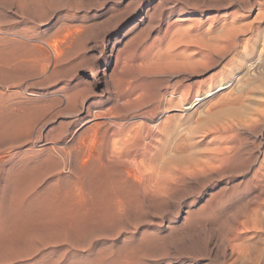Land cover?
<instances>
[{"label":"rangeland","instance_id":"obj_1","mask_svg":"<svg viewBox=\"0 0 264 264\" xmlns=\"http://www.w3.org/2000/svg\"><path fill=\"white\" fill-rule=\"evenodd\" d=\"M42 1L37 10L0 2V232L8 236L0 233L1 263L264 264V0ZM6 18L13 20L8 29ZM105 68L112 75L109 94L105 84L95 85ZM39 74L57 82L48 86ZM97 101L95 110L129 120L109 139V155L125 156L111 155L112 164L99 163L87 141L74 148L83 131L73 138L71 112ZM145 121L151 126L148 148L126 159L123 146L140 139ZM64 152L72 156L69 168L63 167ZM81 154L94 157L95 165ZM117 162L128 166L119 168L123 174L141 169L145 180L119 176Z\"/></svg>","mask_w":264,"mask_h":264},{"label":"bare ground","instance_id":"obj_2","mask_svg":"<svg viewBox=\"0 0 264 264\" xmlns=\"http://www.w3.org/2000/svg\"><path fill=\"white\" fill-rule=\"evenodd\" d=\"M1 1H3V2H5V1H11V2L9 3L10 5L15 4L16 7H17L18 9L20 8L21 10L24 9V8L27 9V6H29V5H31V4L33 5V6H31V7H34L35 4H38V3H39L38 0H1ZM1 1H0V2H1ZM36 1H37L38 3H37ZM40 1H41V3H43L42 0H40ZM46 1L48 2V0H46ZM46 1H45V2H46ZM50 1H51V0H50ZM50 1H49V3H50ZM3 2H2V3H3ZM53 2H54V1H53ZM41 3H39V4H41ZM49 3H48V4H49ZM3 4H4V3H3ZM44 5H45V4H44ZM44 5H43V6H44ZM49 5H50V4H49ZM2 6H6V4H5V5H2ZM37 6H39V5H37ZM40 6H41V5H40ZM47 6H48V5H47ZM52 6H53V5H52ZM29 7H30V6H29ZM29 7H28V8H29ZM31 7H30V8H31ZM35 7H36V6H35ZM49 7H51V6H48V8H49ZM6 8H7V7H6ZM13 8H14V5H13ZM37 8H38V7H36V10H37ZM48 8H47V9H48ZM51 8H52V7H51ZM1 9H2V7H1ZM8 9H9V7H8ZM31 9H32V8H31ZM40 9H41V8H40ZM5 10H6V9H5ZM15 10H16V9H15ZM36 10H35V11H36ZM43 10H44V9H43ZM43 10H42V11H39V13H40V12L42 13ZM2 11H3V10H2ZM11 11H12V10H11ZM6 12H7V11H6ZM27 12H28V11H27ZM33 13H34V12H33ZM37 13H38V12H37ZM43 13H44V12H43ZM5 14H7V13H5ZM28 14H30V13H28ZM28 14H27V15H28ZM1 15H2V14H1ZM36 15H37V14H36ZM38 15H39V14H38ZM38 15L35 16V17H38ZM20 16H21V15H20ZM5 17H9V16H6V15H5ZM30 17H33V18H34L33 14H32ZM27 18H28V17H27ZM39 18H42V17L39 16ZM8 19H9V18H8ZM8 19L6 18V21H7ZM12 19H13V18H12ZM15 19H16V18H15ZM15 19H14V20H15ZM25 19H26V17H25ZM1 20H2V19H1ZM3 20H4V18H3ZM3 20H2V21H3ZM35 20H38V18H36ZM4 21H5V20H4ZM12 21H13V20H12ZM12 21H11V22H12ZM26 21H30V22H31V20H27V19H26ZM8 22H10V20L7 21V24H8ZM11 22H10V23H11ZM18 22H19V20H18ZM20 22H21V20H20ZM20 22H19V23H20ZM32 22H33V21H32ZM0 23H1V22H0ZM3 23H4V22H3ZM3 23H2V25H3ZM10 23H9V24H10ZM12 23H13V22H12ZM14 23H15V22H14ZM16 23H17V21H16ZM16 23H15V24H16ZM33 23H34V22H33ZM9 24L6 25V23H5V28L8 29ZM10 25H11V24H10ZM17 25H18V23H17ZM0 26H1V25H0ZM11 26H12V25H11ZM14 26H15V25H14ZM16 27H17V26H16ZM0 28H1V27H0ZM2 29H3V28H2ZM11 29H12V28H11ZM57 29H58V28H57ZM13 31H14V30H13ZM0 32H2V31L0 30ZM5 32H6V31H5ZM14 32H15V31H14ZM18 33H19V32L16 31L15 34H18ZM15 34H14V35H15ZM22 35H23V34H22ZM24 35H25V34H24ZM28 35H29V34H28ZM3 36H4V35H3ZM7 36H8V35H7ZM7 36H5V37H7ZM17 36H18V35H17ZM17 36L15 35L14 37H17ZM25 36H26V35H25ZM32 36H33V35H32ZM34 36H36V35H34ZM34 36H33V37H34ZM9 37H10V36H9ZM11 37H12V36H11ZM20 37H21V36H20ZM28 37H29V36H28ZM28 37H27V38H28ZM30 37H31V36H30ZM18 38H19V37H18ZM23 38H25V37H23ZM31 38H32V37H31ZM4 39H5V38H4ZM20 39H21V38H20ZM114 39H115V38H114ZM0 40H1V36H0ZM25 40H26V39H25ZM32 40H33V39H32ZM108 41H109V40H108ZM109 45H110V44H109ZM111 45H112V44H111ZM105 46H107V45H105ZM105 49H106V48H105ZM54 56H55V55H54ZM50 64H51V62H50ZM45 65H46V64L44 63V67H43L44 70H45L44 72H46V70H47V69H45ZM47 65H48V64H47ZM46 67H47V66H46ZM49 67H50V66H49ZM114 70H115V68H113V71H114ZM39 73H40V72H39ZM42 73H43V72H42ZM94 74H95V73H94ZM39 75H42V74H39ZM44 75H46V73H45ZM48 75H49V73H48ZM42 76H43V75H42ZM42 76H39V78L42 77ZM46 77H47V75H46ZM49 77H50V76H49ZM93 77H94V76H93ZM95 77H96V76H95ZM39 78L36 77V79H39ZM51 78L53 79V77H51ZM51 78H49V79H51ZM111 78H112V75L109 74V73H108V69L105 68V69L102 70V79H101V80H98L97 82L95 81V85H96V84H100V83H101V84H105V90L103 89V90H104L103 92L109 94V92H110V80H111ZM26 79H28V78H26ZM42 79H46V81H47V82H46V85H48L49 83H50V85H51V83H53V82H54L53 84H55V83L57 82V81L55 82V80H52V79H51L53 82L50 81V82L48 83L49 80H47V78H44V76H43ZM40 80H41V78H40ZM42 84H43V83H42ZM53 84H52V86H54ZM14 85H15V84H14ZM46 85H44V87H45ZM88 85H89V84H88ZM91 85H92V84H91ZM93 85H94V83H93ZM93 85H92V86H93ZM11 86H12V84H11ZM15 86H16V85H15ZM20 86H21V85H20ZM48 86H49V85H48ZM48 86H47V87H48ZM81 86H82V85H81ZM25 87H27V86H25ZM31 87H32V86H31ZM31 87H30V88H31ZM37 87H39V85H37ZM37 87H36V88H37ZM44 87H43V89H44ZM90 87H91V86H90ZM99 87H100V86H99ZM16 88H17V87H16ZM27 88H28V90H29V87H27ZM41 88H42V87H41ZM41 88H40V89H41ZM45 88H46V87H45ZM54 89H55V88H54ZM54 89H53V90H54ZM25 90H26V89H25ZM46 90H47V89H46ZM63 90H64V89H63ZM55 91H56V89H55ZM64 91H65V90H64ZM32 92H33V91H32ZM46 92H47V91H46ZM60 92H61V91H60ZM21 93H22V91H21ZM29 93H30V92H29ZM33 93H34V92H33ZM56 93H57V92H56ZM68 93H70V92H68ZM34 94H36V93H34ZM40 94H41V92H40ZM45 94H46V93H45ZM51 94H52V93H51ZM57 94H58V93H57ZM57 94H56V95H57ZM60 94H61V93H60ZM65 94H66V93H65ZM108 94H107V95H108ZM115 94H116V92H115ZM19 95H20V93H19ZM23 95H24V94H23ZM23 95H22V96H23ZM26 95H27V94H26ZM54 95H55V94H54ZM54 95H53V97H54ZM66 95H67V94H66ZM29 96H30V95H28V97H29ZM48 96H49V95H48ZM58 96H59V95H58ZM69 96H70V95H69ZM114 96H115V95H114ZM34 97H35V95H34ZM34 97H33V100H34ZM46 97H47V96H46ZM46 97H44V98H46ZM107 97H108V96H107ZM117 97H118V96H117ZM117 97H116V98H117ZM36 98H38V97H36ZM48 98H49V97H48ZM50 98H52V96H50ZM55 98H56V97H55ZM59 98H60V97H59ZM62 98H63V97H61L60 99L62 100ZM64 98H66V97H64ZM70 98H71V97H70ZM22 99H23V98H22ZM41 99H42V98H41ZM66 99H67V98H66ZM101 99H102V98H101ZM101 99H100V100H101ZM113 99H114V97H113ZM26 100H27V99H26ZM29 100H30V98H29ZM29 100H28L27 102H29ZM31 100H32V99H31ZM38 100H39V99H38ZM38 100H35V101L37 102ZM84 100H85V99H84ZM47 101H49V99H47ZM47 101H46V102H47ZM64 101H65V100H64ZM64 101H62V102L60 103V104H61V105H60V108H61V109H63ZM69 101H70V99H69ZM38 102H39V101H38ZM65 102H66V101H65ZM79 102H80V100H79ZM87 102H88V101H87ZM19 103H20V102H19ZM25 103H26V102H25ZM32 103H33V101H32ZM50 103H51V101H50ZM67 103H68V102H67ZM115 103H116V102H115ZM29 104H31V103L29 102ZM40 104H41V103H40ZM44 104H45V103H44ZM78 104H79V103H78ZM80 104H81V105H80ZM80 104H79L80 107H78V109H76V108H77V105L75 104V105H76V108H75L76 110H74L73 112H71V114L75 117L76 124H77V126H75L76 128H74L75 130H72V132L74 131L73 138L78 134L79 131H83L82 134H81V136H80V138H78L77 146H75V145H74L75 143H74L73 145H74L75 147H74V146H73V147H74V148L78 147V148H76V152H77V149H79V150H80V148L82 149L81 145H82V143H83L84 141L89 142V143L91 144V147H93V150H94V152L92 153V154H93L92 156L97 157V161H98L99 163H101V162L104 163V162H106L108 159H110V156L112 155L111 153H110L111 155H109V152H110V140H109V139H110V137H111L112 135H118V134H120V133L123 131L122 128L128 124V121H129V120L127 121L126 119H125V120H120V119H118V118L116 117V115H115V116L113 115L114 113H113V114L111 113V110H103V108H100L101 110H98V109L95 110L94 107H96L97 105L101 104V102H98V101H97V102H92V103H90V104L87 105V106H84V105H85L84 102H81ZM22 105H25V104H22ZM26 105H27V103H26ZM33 105H34V104H33ZM35 105H36V104H35ZM45 105H48V104H45ZM57 105H58V104H57ZM65 105H66V104H65ZM38 106H40V105H38ZM41 107H43V106H41ZM46 107H47V106H46ZM65 107H66V106H65ZM16 108H17V107H16ZM60 108H59V109H60ZM96 108H97V107H96ZM44 109H45V108H44ZM67 109H68V108H67ZM67 109H66V111H69V110H67ZM69 109H70V108H69ZM20 110H21V108H20ZM52 110H53V109H52ZM63 110L65 111V109H63ZM12 111H13V110H12ZM49 111H50V110H49ZM53 111H57V110L55 109V110H53ZM53 111H51L50 113H52ZM71 111H72V109H71ZM47 112H48V111H47ZM72 115H68V116H71V117H72ZM140 118H141V117H140ZM142 120H144V118H143ZM145 120H147V119H145ZM148 122H149V120H148ZM149 123H150V122H149ZM149 123H147V121H145L144 123L142 122L143 125L141 124V125H142V126H141V127H142V128H141V136H140V139L137 138L138 141H137V139H136V141H134L133 144L130 143L131 145H128L127 147L123 146V147H124V148L122 147L123 150H122V148H119V149H118L119 151L122 150L123 152H124V151L126 152V154H127L126 159H129V157H130V158L133 157V159H134V157H138L137 155H139L140 152H144V151L147 150V148H148V140H149V138H150V136H151V126L148 125ZM128 125H129V124H128ZM124 129H125V128H124ZM38 132H39V131H38ZM38 132H37V133H38ZM72 132H71V133H72ZM37 133H36V134H37ZM39 134H42V133L39 132ZM79 134H80V133H79ZM70 136H71V135H70ZM70 136H69V137H70ZM39 137H40V136H39ZM65 138L67 139V137H65ZM75 138H77V137H75ZM111 138H112V137H111ZM51 139H52V138H51ZM150 139H151V138H150ZM33 141H35V140H33ZM40 141H41V140H40ZM74 141H75V140H74ZM44 142H45V141H44ZM48 142H49V141H48ZM50 142L52 143L53 141H50ZM38 143H39V141H38ZM51 143H50V144H51ZM55 143H56V142H55ZM84 143H85V145H86V142H84ZM48 144H49V143H48ZM52 144H54V143H52ZM63 144H64V143H63ZM54 145H56V144H54ZM58 145H60V144H57V146H58ZM61 145H62V144H61ZM61 145H60V146H61ZM83 145H84V144H83ZM83 145H82V146H83ZM126 145H127V144H126ZM29 146H32V145H29ZM37 146H38V145H37ZM52 146H53V145H52ZM57 146H55V147H57ZM86 146H87V145H86ZM88 146H89V144H88ZM47 147H48V146H47ZM50 147H51V145H50ZM50 147H48V148H50ZM58 147H59V146H58ZM67 147H68V146H67ZM115 147H117V146H115ZM31 148H32V147H31ZM33 148H34V147H33ZM45 148H46V147H45ZM53 148H54V147H53ZM53 148H52V149H53ZM60 148H61V147H60ZM62 148H63V147H62ZM62 148H61V149H62ZM64 148H65V146H64ZM68 148H69V147H68ZM68 148H67V149H68ZM74 148H73V149H74ZM83 148H84V147H83ZM38 149H39V148H38ZM52 149H51V150H52ZM67 149H66L65 152H67ZM71 149H72V147H71ZM84 149H86V148H84ZM88 149H89V148H88ZM90 149H92V148H90ZM90 149H89V150H90ZM112 149H113V148H112ZM120 149H121V150H120ZM32 150H33V149H31V151H32ZM35 150H37V149H35ZM54 150H55V152H56V150H59V148L54 149ZM74 150H75V149H74ZM86 150H87V149H86ZM115 150H116V149H115ZM31 151H30V153H31ZM48 151H50V150L48 149ZM52 151H53V150H52ZM52 151H51V152H52ZM71 151H72V150H70V152H71ZM82 151H83V150H82ZM111 151H112V150H111ZM26 152H27V151H26ZM37 152H38V151H37ZM45 152H47V149H46ZM55 152H54V153H55ZM58 152H59V151H58ZM65 152H64L65 156L63 155V157H62V158L64 159V164H63V163H62V164L64 165L63 167L67 168L68 165L71 164V163H70V162H71V158H70V157H72V156H70V154H71L70 152H68L69 154H68V153H65ZM72 152H73V151H72ZM76 152H75V153H76ZM84 152H85V151H84ZM90 152H91V150H90ZM35 153H36V152H35ZM41 153H42V152H41ZM56 153H57V152H56ZM81 153H82V152H81ZM87 153H88V152H87ZM32 154H34V153H32ZM46 154H48V152H47ZM73 154H74V153H73ZM76 154H77V153H76ZM78 154H80L79 151H78ZM90 154H91V153H90ZM118 154L120 155L121 153L119 152ZM123 154H124V153H123ZM126 154H125V155H126ZM7 155H8V154H7ZM28 155H31V154H28ZM34 155H35V154H34ZM51 155H53V154H51ZM51 155H50V156H51ZM56 155H57V154H56ZM56 155H55V156H56ZM82 155H83V154L78 155V157H79V156H82ZM119 155H118L117 157H119ZM10 156H11V155H10ZM24 156H25V155H24ZM40 156H41V155H40ZM40 156H39V157H40ZM48 156H49V154H48ZM48 156H47V157H48ZM50 156H49V157H50ZM53 156H54V155H53ZM74 156H75V154H74ZM85 156H86V154L83 155V157H85ZM88 156H89V155H88ZM92 156L90 155L89 158H87V159H88V160H89V159L92 160V159L94 158V157L91 158ZM112 156H113V157H116V155L114 156V153H113ZM12 157H13V156H12ZM26 157H27V155H26L24 158H26ZM64 157H65V158H64ZM83 157H80V158L83 159ZM117 157L115 158V160L117 159ZM120 157H122V155H121ZM120 157H119V158H120ZM123 157H125V156H123ZM123 157H122V158H123ZM127 157H128V158H127ZM10 158H11V157H10ZM24 158H23V160H24ZM50 158H51V157H50ZM52 158H53V157H52ZM60 158H61V157H60ZM74 158H76V156H75ZM119 158H118V159H119ZM122 158H121V159H122ZM21 159H22V158H21ZM82 159H81V161H83ZM84 159H85V161L87 160L86 157H85ZM94 159H95V158H94ZM111 159H113V158H111ZM111 159H110L109 161H111ZM118 159H117V160H118ZM121 159L119 160V163H120ZM35 160H36V159H35ZM35 160H34V161H35ZM50 160H51V159H49V161H50ZM73 160H75V159H73ZM73 160H72V161H73ZM88 160H87V162H88ZM115 160L113 159L114 162L111 161L110 164L115 163ZM137 160H138V159H137ZM15 161H16V160H15ZM26 161H27V160H26ZM34 161H33L32 163H34ZM39 161H40V160H39ZM61 161H62V160H61ZM79 161H80V159H79ZM81 161H80V162H81ZM85 161H84V162H85ZM93 161H94V160H92V162H93ZM122 161L124 162L123 159H122ZM126 161H127V160H126ZM126 161H125V162H126ZM59 162H60V161H59ZM73 162H74V161H73ZM98 162H97V163H98ZM128 162H129V161H128ZM128 162H127V163H128ZM136 162H138V161H135L134 164H135ZM22 163H23V161H22ZM30 163H31V162H30ZM35 163H36V162H35ZM43 163H44V162H43ZM56 163H57V162H56ZM76 163H77V162H76ZM94 163H95V162H93V164H94ZM99 163L96 164L95 168L100 167ZM107 163L109 164V162H107ZM117 163H118V162H117ZM119 163H118V164H115V165H119ZM18 164H19V163H18ZM20 164H21V163H20ZM50 164H51V162H50ZM81 164H82V162H81ZM91 164H92V163H91ZM91 164H90V165H91ZM101 164H102V163H101ZM120 164H122V162H121ZM124 164H125V163H124ZM124 164H123V166H125V168H126V165H129L130 162H129V164H125V165H124ZM132 164H133V162H132ZM132 164H131L130 166H132ZM134 164H133V165H134ZM35 165H36V164H35ZM59 165H61V163H60ZM75 165H76V164H75ZM94 165H95V164H94ZM106 165H107V164H106ZM113 165H114V164H113ZM115 165H114V166H115ZM18 166H20V165H18ZM22 166H23V164H22ZM22 166H21V167H22ZM61 166H62V165H61ZM77 166H78V165H77ZM79 166H80V165H79ZM83 166H84V165H83ZM92 166H93V165H92ZM109 166H110V165H109ZM114 166H113V167H114ZM130 166H129V167H130ZM135 166L137 167V163L135 164ZM135 166H132V167H135ZM138 166H139V165H138ZM25 167H26V166H25ZM71 167H72V166H71ZM87 167H88V166H87ZM107 167H108V165H107ZM113 167H112V168H113ZM17 168H18V167H17ZM47 168H48V167H47ZM68 168H69V167H68ZM100 168H101V167H100ZM105 168H106V167H104V169H105ZM110 168H111V167H110ZM114 168H115V167H114ZM119 168L124 169V168H122V166L120 167V165L118 166V170H119ZM127 168H128V166H127ZM127 168H126V169H127ZM148 168H149V167H148ZM57 169H58V168H57ZM60 169H61V167H60ZM78 169H79V168H78ZM92 169H93V168H92ZM92 169H91L90 171H92ZM97 169H99V168H97ZM108 169H109V168H108ZM115 169H117V167H116ZM115 169L113 170L114 172H116ZM121 169H120V170H121ZM126 169H124V172H125ZM129 169H131V168H129ZM135 169H136V171H134ZM135 169H133V170H131V171L127 170L126 174H125V173H124V174L127 176V173H128V174H129V177H130V175H131V177H133V178H134L135 180H137V181H138V180H139V181H141V180L144 181L145 178H146V177L144 176V172H142L141 169H139V170H137V168H135ZM18 170H19V169H18ZM21 170H22V169H21ZM61 170H62V169H61ZM70 170H71V168H70ZM79 170H80V169H79ZM94 170H95V169H94ZM94 170H93V171H94ZM111 170H112V169H111ZM120 170H119V176H120V173H122V170H121V172H120ZM16 171H17V170H16ZM52 171H53V170H52ZM52 171L50 170L51 173H52ZM54 171H56V170H54ZM54 171H53V172H54ZM58 171H60V170L58 169ZM86 171H87V169L84 170V173H85ZM88 171H89V170H88ZM96 171H97V170H96ZM98 171H100V169H99ZM101 171H104V173H105V171H107V170L105 169V170H101ZM137 171H138V173H137ZM10 172H11V171H10ZM80 172H83V171H80ZM110 172H111V171H110ZM110 172H109V173H110ZM11 173H12V172H11ZM13 173H14V172H13ZM58 173H59V172H58ZM77 173H79V172L77 171ZM87 173H88V172H87ZM95 173H96V172H95ZM95 173H94V174H95ZM101 173H102V172H101ZM109 173H107L106 175H108ZM112 173H113V172H112ZM117 173H118V171H117ZM8 174H9V172H8ZM18 174H19V173H18ZM53 174H54V173H53ZM62 174H63V173H62ZM62 174H61V175H62ZM65 174H66V173H65ZM67 174H68V173H67ZM82 174H83V173H82ZM92 174H93V173H92ZM110 174H111V173H110ZM113 174H114V173H113ZM115 174H116V173H115ZM124 174L122 173V175H124ZM13 175H14V174H13ZM51 175H52V174H51ZM51 175H50V177H51ZM87 175H88V174H87ZM87 175L84 174L85 177H87ZM104 175H105V174H104ZM104 175H102V177H104ZM125 175H124V177H126ZM46 176H47V175H46ZM52 176H53V175H52ZM78 176H79V175H77V177H78ZM89 176H90V174H89ZM91 176H92V175H91ZM116 176H117V174L115 175V177H116ZM119 176H118V177H119ZM155 176H156V175H155ZM14 177H15V176H14ZM82 177H83V175H82ZM106 177H107V176H106ZM109 177H110V175H108V180H109ZM112 177H113V176H112ZM122 177H123V176H122ZM122 177H121V179H122ZM131 177H130V179H132ZM7 178H8V176L6 177V180H7ZM80 178H81V177H80ZM92 178H93V177H92ZM94 178H95V177H94ZM96 178H97V176H96ZM99 178H100V177H99ZM110 178H111V177H110ZM126 178H127V177H126ZM8 179H9V178H8ZM55 179H56V178H55ZM60 179H61V178H60ZM78 179H79V178H78ZM88 179H89V178H88ZM102 179H103V178H102ZM106 179H107V178H106ZM114 179H115V178H114ZM114 179H113V180H114ZM118 179H120V178H118ZM43 180H44V179H43ZM45 180H46V179H45ZM53 180H54V179H52L51 181H53ZM71 180L74 181V179H71ZM82 180H84V179H82ZM100 180H101V179H100ZM110 180H111V179H110ZM132 180H133V179H132ZM132 180H131V181H132ZM10 181L12 182V179H11ZM56 181H57V180H56ZM56 181H55V182H56ZM73 181L70 182L69 185H72L71 183H73ZM75 181H76V180H75ZM79 181H81V179H79ZM84 181H85V180H84ZM84 181H83V182H84ZM88 181H89V180H88ZM91 181H92V179H91ZM93 181H94V179H93ZM93 181H92V183H93ZM98 181H99V179H98ZM103 181H105V180L103 179ZM103 181H102V182H103ZM119 181H120V180H119ZM125 181H126V180H125ZM129 181H130V180H129ZM55 182H54V185H57V186H58V184H57L58 182H57L56 184H55ZM61 182H62V181H61ZM76 182H77V181H76ZM85 182H86V181H85ZM85 182L83 183L84 186H85ZM109 182H111V181H109ZM109 182H108V184H109ZM121 182H122V181H121ZM127 182H128V181H127ZM127 182H123V184H124V185H127V184H125V183H127ZM141 182H142V181H141ZM4 183H5V182H4ZM6 183L9 184V182H6ZM6 183H5V184H6ZM42 183H43V181H42ZM49 183H50V182H49ZM59 183H60V182H59ZM62 183H63V182H62ZM62 183H61V185H62ZM74 183H75V182H74ZM78 183H79V182H78ZM80 183H81V182H80ZM80 183H79V185H80ZM87 183H89V182H87ZM94 183H95V182H94ZM104 183H105V182H104ZM116 183H117V182H116ZM128 183H130V182H128ZM136 183H137V182H136ZM143 183H144V182H143ZM143 183H142V187H143ZM10 184H11V183H10ZM89 184H90V183H89ZM99 184H100V183H99ZM112 184H113V183H112ZM138 184H139V183H138ZM40 185H41V184H40ZM50 185H52V182L49 184V186H50ZM54 185H53V186H54ZM66 185H67V184H66ZM90 185H91V184H90ZM96 185H97V183H96ZM96 185H95V186H96ZM100 185H101V184H100ZM104 185H105V184H104ZM114 185H115L116 187H115V190H113V191H116L117 185H116V184H114ZM114 185H112V186H114ZM124 185H123V186H124ZM130 185H132V187H133V184H130ZM135 185H137V184H135ZM8 186H9V185H8ZM38 186H39V185H38ZM38 186H37V187H38ZM49 186H47V187H49ZM53 186H52V187H53ZM72 186H74V185H72ZM119 186H122V184L119 185ZM119 186H118V187H119ZM123 186H122V187H123ZM50 187H51V186H50ZM54 187H55L56 189H59V188H57L56 186H54ZM54 187H53V188H54ZM69 187H70V186H69ZM96 187H98V186H96ZM101 187H103V186L101 185ZM109 187H110V186H109ZM126 187L129 188V186H126ZM140 187H141V186H140ZM4 188H5V187H4ZM4 188L2 187V190H3ZM6 188H7V187H6ZM35 188H36V187H35ZM43 188H44V187H43ZM43 188H42V189H43ZM45 188H46V187H45ZM55 188H54V191L56 192ZM70 188H71V187H70ZM103 188L105 189V186H104ZM107 188H108V187H107ZM119 188H120V187H119ZM32 189H33V188H32ZM80 189H81V187H80ZM82 189H83V187H82ZM86 189H87V187H86ZM95 189H96V188H95ZM121 189H122V191H123V188H121ZM124 189H125V187H124ZM129 189H130V188H129ZM146 189H147V188H146ZM2 190H1V191H2ZM9 190H10V189H9ZM30 190H31V189H30ZM36 190H39V189L37 188ZM36 190H35V191H36ZM60 190H61V189H60ZM84 190H85V189H84ZM96 190H97V189H96ZM142 190H143V188H142ZM147 190H148V189H147ZM6 191H8V190H6ZM39 191H40V190H39ZM58 191H59V190H58ZM91 191H92V193H94L93 190H91ZM91 191H90V192H91ZM99 191H101V190H99ZM102 191H103V190H102ZM107 191H108V190H107ZM124 191H125V190H124ZM124 191H123V192H124ZM128 191H130V190H128ZM132 191H133V190H132ZM4 192H5V191H4ZM31 192H33V190H31ZM36 192H37V191H36ZM43 192H44V191H42V193H43ZM49 192H50V191H49ZM52 192H53V190H52ZM55 192H54V194H55ZM88 192H89V191H88ZM88 192H87V193H88ZM120 192H121V190H120ZM6 193L9 195V192H6ZM19 193H20V192H19ZM37 193H38V192H37ZM42 193H41V195L44 196L45 194H42ZM45 193H46V191H45ZM92 193H91V194H92ZM99 193H100V192H99ZM105 193H107V195L104 194L105 199H106V197L108 196V192H105ZM113 193H114V192H113ZM130 193H131V191H130ZM134 193H135V192H134ZM47 194H48V191H47ZM57 194H58V193H56L54 196H56ZM59 194H60V196L62 195L61 192H60ZM88 194H89V193H88ZM102 194H103V193H102ZM124 194H126V193H124ZM131 194H132V193H131ZM8 195H7V196H8ZM17 195H18V194H17ZM27 195H28V194H27ZM29 195H30V194H29ZM50 195H51V194H50ZM50 195L48 194V197H47V198H51V197H49ZM65 195H66V194H65ZM94 195H95V194H93V197H94ZM98 195H99V194H98V192H97V196H98ZM10 196H11V195H10ZM21 196H22V197H23V196L26 197V195H24V194H22ZM39 196H40V195H39ZM57 196H58V195H57ZM84 196H86V195H84ZM100 196H101V194H100ZM104 196H103V197H104ZM126 196H127V194H126L124 197H126ZM0 197H1V196H0ZM25 197H24V198H25ZM36 197H37V195H36ZM58 197H59V196H58ZM65 197H67V196H65ZM101 197H102V196H101ZM103 197H102V198H103ZM114 197H115V196H114ZM116 197H117V196H116ZM9 198H10V197H9ZM12 198H13V197H12ZM17 198H18V197H17ZM28 198H29V197H28ZM56 198H57V197H56ZM80 198H81V197H80ZM80 198H79V199H80ZM94 198H95V197H94ZM97 198L99 199L100 197H97ZM97 198H96V200H97ZM108 198H110V196H108ZM117 198H118V197H117ZM119 198H120V197H119ZM7 199H8V198H7ZM7 199L5 198V200H7ZM22 199H23V198H21V203H22ZM29 199H30V198H29ZM34 199H36V198H34ZM79 199H78V200H79ZM0 200H1V199H0ZM10 200H11V199H10ZM31 200H32V199H31ZM47 200H48V199H47ZM51 200H56V199H51ZM84 200H85V199H84ZM121 200H122V199H121ZM1 201H2V200H1ZM1 201H0V203H1ZM3 201H4V200H3ZM12 201H13V200H12ZM45 201H46V200H45ZM97 201H98V200H97ZM103 201H104V200H103ZM110 201H111V204H112V202H113L114 200H110ZM116 201H117V200H115V202H116ZM15 202H16V201H15ZM48 202H49V201H48ZM55 202H57V201H55ZM55 202H54V203H55ZM63 202L65 203L64 200H63ZM66 202H67V201H66ZM94 202H96V201H94ZM99 202H100V201H98V203H99ZM16 203H17V202H16ZM45 203H46V202H45ZM57 203H58V202H57ZM57 203H56V204H57ZM59 203L62 204V202H60V199H59ZM79 203H81V202H79ZM98 203H97V204H98ZM103 203H104V202H103ZM105 203H106V202H105ZM107 203H108V202H107ZM117 203H118V201H117ZM2 204H4V206H5V202H4V203L2 202ZM74 204H76V202H74ZM100 204H101V203H99V205H100ZM113 204H114V203H113ZM113 204H112V205H113ZM115 204H116V203H115ZM115 204H114V205H115ZM8 205H9V204H8ZM16 205H17V204H16ZM18 205H19V204H18ZM35 205H36V203H35ZM37 205H39V204H37ZM57 205H58V204H57ZM70 205H71V203H70ZM78 205H79V204H78ZM87 205H88V204H87ZM94 205H96V204H94ZM104 205H105V204H104ZM112 205H111V206H112ZM25 206H26V205H25ZM25 206H22V207L20 206V209L22 208V209L24 210L23 207H25ZM27 206H28V205H27ZM29 206H30V205H29ZM33 206H34V205H33ZM48 206H49V205H48ZM51 206H53V205H51ZM80 206H81V205H80ZM90 206H91V205H90ZM97 206H98V205H97ZM101 206L103 207V205H101ZM106 206H107V205H106ZM109 206H110V204H109ZM6 207H7V206H6ZM18 207H19V206H18ZM59 207H60V211H62L60 205H59ZM64 207H66V204L64 205ZM71 207H72V205H71ZM73 207H74V206H73ZM87 207H88V206H87ZM116 207H117V205L115 206V208H116ZM4 208H5V207H4ZM26 208H28V207H26ZM26 208H25V209H26ZM34 208H35V207H34ZM42 208H43V207H42ZM44 208H45V206H44ZM44 208H43V210H44ZM77 208H78V207H77ZM81 208H82V207H81ZM0 209H1V207H0ZM16 209H18V208H16ZM20 209H19V210H20ZM46 209H47V206H46ZM62 209H63V208H62ZM64 209H65V208H64ZM68 209H70V208H68ZM68 209H67V211H68ZM72 209H73V208H72ZM72 209H71V211H74V210H72ZM78 209H80V208H78ZM83 209H84V208H83ZM100 209H101V208H100ZM111 209H112V207H111ZM19 210H18V211H19ZM35 210H36V209H35ZM51 210H52V209H51ZM51 210H50V211H51ZM81 210H82V209H81ZM87 210H88V209H87ZM89 210H91V209L89 208ZM93 210H94V208H93ZM104 210H106V209H104ZM112 210H113V209H112ZM4 211H5V210H4ZM20 211H21V210H20ZM41 211H42V210H41ZM50 211L48 212L49 214H51ZM54 211H55V214L58 213V211H56V209H53V214H54ZM94 211H95V210H94ZM94 211H92V212H94ZM100 211L102 212V210H100ZM114 211L117 212V210H114ZM56 212H57V213H56ZM64 212H65V211L63 210L62 213L64 214ZM74 212H75V211H74ZM95 212H96V211H95ZM107 212H108V211H107ZM4 213H5V212H4ZM13 213H14V212H13ZM15 213H16V212H15ZM48 213H47V215H48ZM60 213H61V212H60ZM60 213H59V214H60ZM66 213H67V212H66ZM71 213H73V212H71ZM75 213H76V212H75ZM79 213H80V212H79ZM109 213H110V212H109ZM6 214H8V213H6ZM17 214H18V213H17ZM19 214H20V213H19ZM21 214H22V213H21ZM33 214H34V213H33ZM67 214H68V213H67ZM81 214H82V213H81ZM90 214H91V213H90ZM92 214H94V213H92ZM99 214H102V213L99 212ZM4 215H5V214H4ZM29 215H30V214H29ZM31 215H32V214H31ZM38 215H39V214H38ZM73 215H74V213L72 214V216H73ZM75 215H76V214H75ZM78 215H79V214H78ZM78 215L76 216V217H77L76 219H78ZM104 215H105V214H104ZM107 215H109V214H107ZM2 216H3V215H2ZM36 216H37V215H36ZM51 216H52V215H51ZM56 216H57V215H56ZM62 216H63V215H62ZM62 216H61V219H62ZM64 216H65V215H64ZM90 216H91V215H90ZM93 216H94V215H92V217H93ZM99 216H100V215H99ZM26 217H27V216H26ZM49 217H50V216H48V219H50ZM57 217H58V216H57ZM92 217H91V218H92ZM94 217H95V216H94ZM110 217H111V216H110ZM112 217H113V216H112ZM8 218H9V217H8ZM18 218H19V215H17V220H18ZM21 218H22V216H21ZM46 218H47V217H46ZM46 218H45V219H46ZM73 218H74V217H73ZM91 218H89V219H91ZM98 218H99V217H98ZM101 218H102V217H101ZM14 219H15V217L13 218V220H14ZM63 219H64V218H63ZM76 219H74V220H76ZM96 219H97V218H96ZM104 219H105V216H104ZM104 219H103V220H104ZM4 220H5V219H4ZM27 220H28V219H27ZM31 220H32V219H31ZM46 220H47V219H46ZM57 220H58V219H57ZM59 220H60V219H59ZM64 220H65V219H64ZM67 220H68V219H67ZM67 220H66V221H67ZM74 220L72 219L71 221H74ZM93 220H94V219H93ZM97 220H98V219H97ZM110 220H111V219H110ZM5 221H6V220H5ZM49 221H50V220H49ZM49 221H47V222H49ZM61 221H62V220H61ZM76 221H77V220H76ZM76 221H75V222H76ZM104 221H105V220H104ZM107 221H109V219H108ZM107 221H106V222H107ZM13 222H14V221H13ZM17 222H19V221H17ZM31 222H32V221H31ZM43 222H44V220H43ZM45 222H46V221H45ZM56 222H58V221H56ZM59 222H60V221H59ZM75 222H74V223H75ZM79 222H80V219H79ZM94 222H95V221H94ZM96 222H97V221H96ZM2 223H4V222H3V219H2ZM28 223H29V222H28ZM54 223H55V222H54ZM74 223H73V224H74ZM99 223H102V222H99ZM99 223H98L97 225H99ZM5 224H6V223H5ZM5 224H4V225H5ZM13 224H14V223H13ZM13 224H12V226H13ZM16 224H17V223H16ZM30 224H31V223H30ZM58 224L60 225V223H58ZM67 224H70L69 221H67ZM67 224H66V226H67ZM91 224H92V223H91ZM54 225H56V224H54ZM61 225H62V222H61ZM61 225H60V227H61ZM63 225H64V224H63ZM0 226H1V225H0ZM5 226H8V223H7V225H5ZM9 226H10V221H9ZM12 226H11V227H12ZM18 226H19V225H18ZM66 226H64V227L67 229ZM72 226H73V225H72ZM72 226H71V227H72ZM74 226H75V224H74ZM74 226H73V227H74ZM13 227H14V226H13ZM28 227H29V225H28ZM69 227H70V226H69ZM73 227H72L71 229L74 230ZM2 228H3V227H2ZM33 228H34V227H33ZM53 228H54V227H53ZM55 228H56V226H55ZM65 228H62V230L65 229ZM75 228H76V227H75ZM10 229H11V228H10ZM59 229H61V228H59ZM71 229H70V230H71ZM3 230H4V228H3ZM67 230H69V229H67ZM65 231H66V230H65ZM8 232H9V231H8ZM8 232H7V233H8ZM10 232H11V230H10ZM0 233H2V231H1ZM3 233H4V232H3ZM3 233H2V234H3ZM56 233H57V232H56ZM63 233H64V232H63ZM4 234H5V233H4ZM61 234H62V233H61ZM5 235H6V234H5ZM5 235H3V236H5ZM67 235H68V234H67ZM6 236H7V235H6ZM6 236H5V237H6ZM7 237H8V236H7ZM66 237H67V236H66ZM9 239H10V238H9ZM35 239H36V238H35ZM35 239H34V240H35ZM25 240H26V239H25ZM32 240H33V238H32ZM63 240H64V239H63ZM63 240H62V241H63ZM7 241H8V243H7V242H6V243L9 244V240H7ZM21 241H22V240H21ZM141 241H142V240H141ZM25 242H26V241H25ZM25 242H24V244H25ZM35 242H36V241H35ZM35 242H34V243H35ZM6 243H5V245H6ZM10 243H11V245H13L12 242H10ZM64 243H65V242H64ZM36 244H37V243H36ZM148 244H149V243H148ZM3 245H4V244H3ZM3 245H2V246H3ZM37 245H38V244H37ZM60 245H61V244H60ZM2 246H1V248H2ZM78 246H79V245H78ZM10 247H11V246H10ZM24 247H25V246H24ZM33 247H34V246H33ZM130 247H131V246H129V248H130ZM36 248H37V247H36ZM68 248H69V247H68ZM78 248H80V246H79ZM81 248H82V247H81ZM121 248H122V247H121ZM125 248H127V246H126ZM2 249H3V248H2ZM2 249H1V250H2ZM8 249H10V248H8ZM13 249H14V248H13ZM25 249H26V248H25ZM70 249H71V248H70ZM73 249H74V248H73ZM73 249H72V250H73ZM75 249H76V248H75ZM127 249H128V248H127ZM127 249H126V250H127ZM132 249H133V248H132ZM142 249H143V248H142ZM1 250H0V253H2ZM68 250H69V249H68ZM68 250H67V251H68ZM135 250H136V249H135ZM138 250H139V249H138ZM8 251H9V250H8ZM12 251H14V250H12ZM24 251H25V250H24ZM26 251H27V250H26ZM79 251H80V250H79ZM123 251L125 252V249H124ZM10 252H11V249H10ZM10 252H9V253H10ZM15 252H16V251H15ZM29 252L31 253L30 250H29ZM42 253H43V252H42ZM75 253H76V252H75ZM3 254H4V253H3ZM7 254H8V253H7ZM10 254H11V253H10ZM40 254H41V253H40ZM43 254H45V253H43ZM47 254H48V253H47ZM5 255H6V253H5ZM11 255H14V257H18L20 254H19V255L17 254L18 256H15V253H13V254H11ZM11 255H10V256H11ZM45 255H46V254H45ZM67 255H68V253H67ZM77 255H78V254H77ZM81 255H83V254H81ZM85 255H86V254H85ZM124 255H125V254H124ZM6 256H8V255H6ZM10 256H8V257H10ZM28 256H29V255H28ZM90 256H91V255H90ZM126 256H127V255H126ZM126 256H125L124 259H126ZM0 257H1L0 264H4V263H1V262H5V261L3 260V259H5V258H3L4 255H3V256H0ZM12 257H13V256H12ZM14 257H13V258H14ZM22 257H25V254H24ZM26 257H27V255H26ZM29 257H30V256H29ZM64 257H65V256H64ZM74 257H75V256H74ZM79 257H80V256H79ZM82 257H83V256H82ZM84 257H85V256H84ZM84 257H83V258H84ZM118 257H119V256H118ZM95 258H96V257H95ZM9 259L11 260L12 258H8V260L6 259V261H8V262L11 263V261H9ZM14 259H15V258H14ZM14 259H13V260H14ZM29 259H30V258H29ZM86 259H87V258H86ZM90 259H91V258H90ZM13 260H12V261H13ZM16 260H17V258L14 260L15 262L13 261L14 264L18 261V260H17V261H16ZM19 260H20V258H19ZM24 260H25V259H24ZM42 260H43V259H42ZM78 260H79V258H78ZM83 260H84V259H83ZM101 260H102V259H101ZM28 261H29V260H28ZM73 261H74V263L76 264L77 260H73ZM75 261H76V262H75ZM79 261H80V260H79ZM92 261H93V260H92ZM95 261H96V260H95ZM117 261H118V260H117ZM8 262H7V263H8ZM23 262L25 263V262H27V261H23ZM30 262H31V261H30ZM34 262H35V261H34ZM71 262H72V261H71ZM71 262H70V263H71ZM84 262H85V261H84ZM7 263H6V264H7ZM27 263H28V262H27ZM36 263H37V262H36ZM65 263H66V262H65ZM70 263L67 262V264H70ZM78 263H79V262H78ZM78 263H77V264H78ZM110 263H111V261L109 262V264H110ZM112 263H114V262H112ZM8 264H9V263H8ZM12 264H13V263H12ZM34 264H35V263H34ZM91 264H92V263H91ZM101 264H102V263H101ZM104 264H105V263H104ZM106 264H107V261H106Z\"/></svg>","mask_w":264,"mask_h":264}]
</instances>
